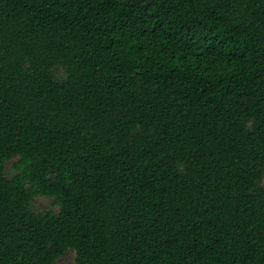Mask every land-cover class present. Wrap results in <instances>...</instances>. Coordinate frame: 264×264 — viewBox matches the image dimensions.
I'll use <instances>...</instances> for the list:
<instances>
[{"label": "trees", "instance_id": "trees-1", "mask_svg": "<svg viewBox=\"0 0 264 264\" xmlns=\"http://www.w3.org/2000/svg\"><path fill=\"white\" fill-rule=\"evenodd\" d=\"M67 251L264 264V0H0V264Z\"/></svg>", "mask_w": 264, "mask_h": 264}, {"label": "rangeland", "instance_id": "rangeland-1", "mask_svg": "<svg viewBox=\"0 0 264 264\" xmlns=\"http://www.w3.org/2000/svg\"><path fill=\"white\" fill-rule=\"evenodd\" d=\"M11 162L8 163V171L7 174L11 176L12 171L10 170ZM34 210L36 211H44L49 208L56 209L53 204L52 200L50 198H46L43 196H38L35 198L33 202ZM74 257L75 254L73 251H67L63 256H61L57 262V264H74Z\"/></svg>", "mask_w": 264, "mask_h": 264}]
</instances>
